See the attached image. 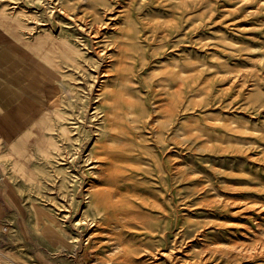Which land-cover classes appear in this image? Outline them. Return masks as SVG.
Wrapping results in <instances>:
<instances>
[{
    "label": "rangeland",
    "instance_id": "obj_1",
    "mask_svg": "<svg viewBox=\"0 0 264 264\" xmlns=\"http://www.w3.org/2000/svg\"><path fill=\"white\" fill-rule=\"evenodd\" d=\"M104 1L119 27H104L106 43L117 37L122 49H98L120 53L124 66L102 59L110 75L99 99L95 53L79 45L84 36L69 20L42 15L39 2L5 7L16 18L25 19V10L40 20H29L39 28L24 32L16 55L0 64V264H113L100 260L115 261L113 226L136 248L122 264H171L169 254L157 251L171 249L190 260L203 243L218 244L214 264H264V253L256 254L264 245L263 7L254 0ZM120 4L128 15L118 13ZM79 6L75 14L92 17V7ZM104 9L98 5L102 20L110 21ZM40 38L81 48L82 65L56 55L52 68L46 51L35 50ZM180 70L185 77L200 70L208 83L188 111L173 112L172 74ZM127 105L138 121L122 114ZM95 106L100 112L92 117ZM205 120L215 122L209 136L189 135ZM179 122L186 137L176 143ZM137 162L142 169L132 168ZM91 182L94 192L130 187L149 195L152 205L143 210L156 234L140 238L133 225L112 222L87 240L96 228L95 208L85 197Z\"/></svg>",
    "mask_w": 264,
    "mask_h": 264
},
{
    "label": "bare ground",
    "instance_id": "obj_2",
    "mask_svg": "<svg viewBox=\"0 0 264 264\" xmlns=\"http://www.w3.org/2000/svg\"><path fill=\"white\" fill-rule=\"evenodd\" d=\"M1 1L3 3L1 5L2 7L0 8V42L2 43L0 45V64L8 61V59H11L12 57H14V55H16L17 53L16 49L19 48L18 45H21V40H23L24 38L23 36L24 32H29L31 30H36L37 28H39L38 24L37 25L31 24V21L29 20L30 19L40 20L39 14H37L36 12H27L25 10H23L24 13H27L26 15H24L25 19L24 18L21 19L19 17L16 18L17 14H13V13L10 14L5 8L12 2L15 3L16 0H1ZM240 1H245V0H240ZM254 1H256L255 8L263 7V9L260 11L262 12L264 10V0H254ZM22 2L43 3L44 11L42 15L45 16L46 13L49 18L52 17L54 19H57L59 18V15H62L67 20H69V23L73 27H75V29H77L80 34H83L84 39L79 36H78L79 38H77L79 39V45H82L83 49L89 50L91 48V50L95 53L93 54L95 57L94 56L91 57L93 58L92 59L93 64L96 67L95 73H93L92 84L96 83L99 85L98 86L99 91L98 94L96 95V97L99 99V97L102 95V92L104 91L103 83L105 82V79L110 75L109 68L102 67V65L104 64L102 59H105L104 60L105 63L111 64L110 61L112 59L117 58L119 62V66L120 67L124 66V61L120 53L117 57H115L112 51L108 52L102 49H98V46L100 45H105L106 47L112 46L114 47V50H116V47H118L119 50L122 49L121 43L119 42V39H117V37H114V39L110 41V43H106L108 40L105 35V32L102 31L104 27L109 28L111 26L110 29H115V30H118L119 28L116 24L115 15L114 14L108 15V13L112 11L111 9L113 8V6L107 4L104 0H22ZM131 2L132 0L129 2V4H131ZM79 4H87L88 7L93 8V11L91 10L85 11V12L91 11L92 14L91 18H89V16L85 14H75L77 8H79L80 11L82 9V6H79ZM100 4H105L104 15L108 16L110 21L102 20V16L100 14V11L98 10V5ZM123 7L124 5L120 4V8L118 9V13L120 15L126 13V10ZM232 12L233 11L230 10V13ZM85 35L89 37V40L85 38ZM40 39L41 40L37 45V47L35 48V50L36 49L40 50V52L46 51L47 62L50 64V66H52V68L55 65H57V62L55 61L56 60L55 58L57 56H61L65 58L67 62H69L75 67L82 65V61L80 60L79 57L84 56L83 55L84 51L81 48L77 47L76 45H72L71 43L68 42L66 43L64 42V44L60 46H58L56 42H52L51 44H48L45 38H40ZM27 47H30V44H28ZM49 50L50 52H48ZM110 64H104V66H109ZM44 67L45 66H43V68ZM44 69L49 70L48 67H45ZM101 77H104V79ZM204 78H207V76L204 75L200 70H196L195 72L188 74L186 77L184 76L181 70L176 71L175 73L172 74V79H174L175 81V89L170 99L171 103L173 104V109H174L173 112L175 110L178 112H181L182 110H184V112L189 110V104H190L189 101H192L194 97L197 95V93H200L204 89V86H202L203 83H208L207 80H203ZM235 80L236 79H234V81ZM168 85H170L169 81L164 82V86H168ZM185 88H188L187 92L184 91ZM190 95L192 97H190ZM96 106L94 111L90 115L92 117H96L100 112L97 111L98 109ZM130 107L131 106L127 105V107L123 109L122 114L125 116L127 120L138 121V119H136L134 116V110L131 109ZM157 108L158 106L156 104L152 105V116H154V113L157 112ZM141 110L144 117L143 112H145V109L142 107ZM118 112L119 110L115 108L114 113L118 114ZM143 122H148V119L144 120ZM178 124L179 126L175 128V130L173 131V138H175L176 143H180L179 140H177L178 136L186 137L185 125L181 124L180 122ZM214 124L215 122H212L210 120H205V122L201 123V125H196V127H192L191 130L189 131V135L202 137L204 134L206 136H209V131L207 130L211 131V128L214 127ZM169 128L172 129L173 127L170 126ZM99 157L103 158V156H99ZM153 162L155 166H157L158 168V173L156 172V175L158 177L157 181L161 182L164 179V174L162 170L159 168L160 165L159 160L154 157ZM131 165L132 168L134 169L143 168L142 166L139 167L138 162L131 163ZM180 170L181 168L178 169V171ZM127 179L128 176L124 179V181H127ZM93 187L94 184L92 182L86 185L85 197L88 198L87 204L95 208V212H94L95 218H99V219L94 218L96 222L95 224L96 228L94 229V231L91 232L87 240H96L99 237L97 230L101 226L107 227L109 225H112L113 224L112 222H116V224L121 229L131 228L133 225V227L136 229L131 231L140 233L139 235L140 238H145V235L154 236L156 234V231L154 230L155 226L153 224L152 216L143 210L144 206L152 205V202L147 200V197L150 198L149 195L143 196L137 192L136 188H130V187L124 189H120L119 187H116L113 191H95V192L93 191ZM166 223L172 224L171 222H167V221ZM175 223L179 225V223L177 222V215L175 217ZM167 224L164 226L163 232L167 228ZM113 227L114 230L111 239L112 238L114 239L113 243L115 244V246L112 249L114 255H116L115 261L113 257L109 259L105 257H100L101 262L105 261V263H107V262H111V260H113V264H122L124 261L131 262L132 261L131 256L136 251V248L132 246L133 239L128 238L126 234H121L119 231H117L115 226ZM176 233L178 234L179 231H177ZM96 243L99 244L96 246V248H99L103 244L100 240H97ZM157 248L158 247H155V249ZM176 248H180V247H176ZM157 251L158 254L162 256L165 253L169 254V256L172 259L171 264H191L190 262H192L193 264H214L213 262L220 255L219 246L218 244L215 243H203L197 255H195L194 258L191 257L190 260L192 261L183 259L181 256L173 254L172 252L173 249L169 250L168 252L159 251V250ZM188 251L190 250L188 249L184 250L181 253L182 256H187ZM263 253H264V245H262L261 250L256 254L263 255Z\"/></svg>",
    "mask_w": 264,
    "mask_h": 264
}]
</instances>
